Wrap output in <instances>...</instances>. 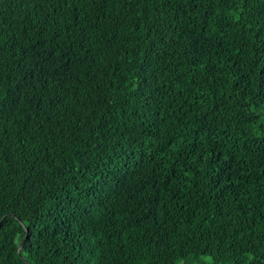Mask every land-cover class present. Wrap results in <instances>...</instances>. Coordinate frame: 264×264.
<instances>
[{
  "label": "trees",
  "instance_id": "trees-1",
  "mask_svg": "<svg viewBox=\"0 0 264 264\" xmlns=\"http://www.w3.org/2000/svg\"><path fill=\"white\" fill-rule=\"evenodd\" d=\"M0 264H264V0H0Z\"/></svg>",
  "mask_w": 264,
  "mask_h": 264
},
{
  "label": "water",
  "instance_id": "water-1",
  "mask_svg": "<svg viewBox=\"0 0 264 264\" xmlns=\"http://www.w3.org/2000/svg\"><path fill=\"white\" fill-rule=\"evenodd\" d=\"M21 242H22V241H21ZM20 244H21V243H20ZM19 246H20V245H19ZM19 246H18V247H19Z\"/></svg>",
  "mask_w": 264,
  "mask_h": 264
}]
</instances>
